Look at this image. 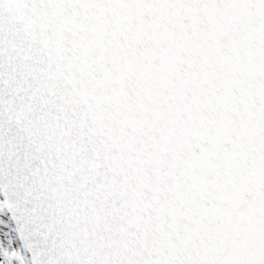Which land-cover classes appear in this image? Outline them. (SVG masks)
<instances>
[{
    "label": "snow or ice",
    "instance_id": "obj_1",
    "mask_svg": "<svg viewBox=\"0 0 264 264\" xmlns=\"http://www.w3.org/2000/svg\"><path fill=\"white\" fill-rule=\"evenodd\" d=\"M0 264H264V0H0Z\"/></svg>",
    "mask_w": 264,
    "mask_h": 264
}]
</instances>
